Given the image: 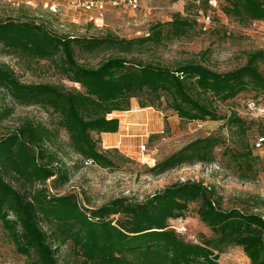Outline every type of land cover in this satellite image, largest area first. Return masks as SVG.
Listing matches in <instances>:
<instances>
[{"label":"trees","instance_id":"obj_1","mask_svg":"<svg viewBox=\"0 0 264 264\" xmlns=\"http://www.w3.org/2000/svg\"><path fill=\"white\" fill-rule=\"evenodd\" d=\"M220 1L226 3L225 14L243 25L264 22V0ZM194 24L195 19L175 14L170 21L151 25L142 36L125 38L111 32L56 33L34 18L7 15L0 19V54L20 61L51 60L61 75L79 86L64 89L49 83H23L0 63V123L11 115L14 105L38 106L55 116L53 127L25 118L0 133V222L27 264H219L218 256L228 245L240 246L249 264H264V218L238 208H221L200 181H177L141 201L118 197L93 208L84 207L74 194H51L45 186L53 176L62 183L68 180L57 154L60 129L80 162L114 166L111 152L120 154L116 149H100L99 135L117 131L118 118L105 115L128 110L133 98L141 108L165 98L167 107L186 122L217 120L216 103L247 90L264 98L261 49L247 52L242 66L225 72L201 61L171 68L133 56L165 39L186 35ZM98 52L108 55L94 67L77 62L76 55ZM224 125L235 126L242 152L233 157L242 158L249 173L241 177L252 180L258 158L242 137L250 123L232 112ZM220 143L215 133L196 137L149 171L159 175L183 165L211 164ZM190 203H197L196 214L216 235L213 239L193 242L169 228V220L186 216ZM115 214L122 217L113 221L109 216ZM63 247L70 248L72 258L59 259Z\"/></svg>","mask_w":264,"mask_h":264},{"label":"rangeland","instance_id":"obj_2","mask_svg":"<svg viewBox=\"0 0 264 264\" xmlns=\"http://www.w3.org/2000/svg\"><path fill=\"white\" fill-rule=\"evenodd\" d=\"M58 4L56 13L50 12L37 1L33 5H10L0 1V19L7 15L20 18H34L45 24L56 33H68L75 36H92L105 32L125 38L139 37L148 32V28L157 22L170 21L175 14L188 19H195L196 24L189 28L186 35L179 38L165 39L158 45L143 48V52H134L135 57L173 68L178 63L201 61L217 72H225L242 66L249 51L264 50V22L252 21L241 24L225 14L226 3L220 0H139L136 10L125 5L108 6L105 11L103 26L95 27L87 21V14L82 10L70 9L65 0H52ZM210 16V24L203 25L202 17ZM205 29H203V27ZM107 52L92 55H76L77 62L88 67L98 65L107 57ZM130 57V56H129ZM0 63L11 68L17 78L23 83H49L70 89L79 88L77 84L68 81L60 74L55 62L48 59L18 60L11 56L0 54ZM259 68L264 75V65ZM257 99L258 105L264 109V98L255 95L253 90L239 93L226 102L216 103L217 120L186 122L177 118L175 112L167 107L165 98L156 101L153 106L143 110L152 114L156 121L151 124L146 120L142 129L132 131L123 120L128 118L124 112H110L105 117L121 119V129L129 135L121 136L114 146H109L106 139H100L98 147L102 150H117L114 155V166L103 168L96 164L80 162V156L73 153L68 145V137L64 130L58 132L61 168L67 171L68 180L60 182L56 176L45 183L51 194H74L77 200L87 208L97 207L118 197L141 201L147 196L162 190L174 182L200 181L208 186L217 204L223 208H238L244 212H254L264 218V150H252V156L257 157L252 180L241 176L248 171L243 166L242 158L235 159L233 155L242 152L240 136L235 126H225L226 117L235 112L242 117L250 127L245 135L248 146L256 134L264 130V113L257 116L246 107L249 99ZM137 106L138 99L133 98ZM8 105L12 103L5 99ZM151 113V114H149ZM254 113V112H253ZM25 118L43 122L53 127L55 116L43 108L28 105H14L11 115L0 123V133L16 126ZM169 118V119H168ZM130 126V125H129ZM139 127L138 125H134ZM215 133L221 138V143L215 147V162L211 164L183 165L170 169L162 174L153 175L149 168L156 162L177 151L190 140ZM93 138L97 135L92 133ZM140 144H145L148 150L145 155L138 152ZM146 154L150 157H146ZM142 160V161H141ZM148 160L147 162H143ZM197 203H190L184 218L168 221L169 228L179 232L186 240L213 239L216 235L205 226L196 214ZM122 216L115 214L109 218L113 221ZM70 248L63 247L59 259L72 258ZM219 264H249L240 246L228 245L218 256ZM0 264H27L26 258L15 251L0 222Z\"/></svg>","mask_w":264,"mask_h":264},{"label":"built area","instance_id":"obj_3","mask_svg":"<svg viewBox=\"0 0 264 264\" xmlns=\"http://www.w3.org/2000/svg\"><path fill=\"white\" fill-rule=\"evenodd\" d=\"M10 5L18 6L20 4H28L33 5L36 1L41 4L42 7L47 8L50 12L56 13L58 11V4L52 0H0ZM66 4L70 9L73 10H82L87 14V21L90 22L95 27L103 26L104 15L106 8L110 7H118L120 5H125L126 7L136 10L139 7V0H65ZM203 25L210 24V16L207 14L204 19L202 17ZM206 26L203 27L205 29ZM259 103L255 99H249L246 102V107L252 114L257 116L262 115L264 113V109L258 105ZM254 112V113H253ZM264 115V114H263ZM251 148L255 151H263L264 150V133L256 134L254 139L251 142ZM138 152L145 155L148 152L145 144H140L138 147ZM146 157H150L146 154ZM142 161V160H141ZM148 160H144L143 162H147ZM85 164H91L90 160L84 161ZM193 242H198L194 240Z\"/></svg>","mask_w":264,"mask_h":264},{"label":"crops","instance_id":"obj_4","mask_svg":"<svg viewBox=\"0 0 264 264\" xmlns=\"http://www.w3.org/2000/svg\"><path fill=\"white\" fill-rule=\"evenodd\" d=\"M137 104L135 101L131 99L130 101V108L125 111H116V112H124L127 113L128 118L124 120V123L128 125L127 127L132 131L130 135H134V131H137L138 129H142V126L145 124L146 120H150L151 124H153L154 121H156V118L151 114L150 119L148 118V112H144L143 110L148 109V107H136ZM169 119V118H168ZM118 129L116 132L113 133H100L99 138L103 142L104 139L109 143V146H103V147H111L114 146L115 142L118 140L119 142L122 141L120 138L121 136H126L129 134H126L121 129V119H118ZM130 125V126H129ZM134 125H138L139 127H135Z\"/></svg>","mask_w":264,"mask_h":264},{"label":"bare ground","instance_id":"obj_5","mask_svg":"<svg viewBox=\"0 0 264 264\" xmlns=\"http://www.w3.org/2000/svg\"><path fill=\"white\" fill-rule=\"evenodd\" d=\"M120 143V142H119ZM143 155V154H142Z\"/></svg>","mask_w":264,"mask_h":264}]
</instances>
